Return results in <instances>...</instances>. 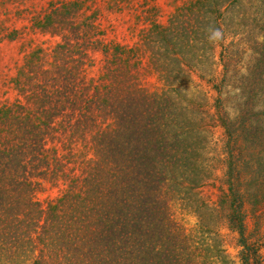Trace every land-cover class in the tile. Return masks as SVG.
Wrapping results in <instances>:
<instances>
[{
  "label": "trees",
  "instance_id": "16d2710c",
  "mask_svg": "<svg viewBox=\"0 0 264 264\" xmlns=\"http://www.w3.org/2000/svg\"><path fill=\"white\" fill-rule=\"evenodd\" d=\"M142 1L0 0V264H229L215 238L186 234L172 210L206 206L199 190L213 184L204 152L215 121L239 148L222 193L229 228L242 264H258L246 207L264 206V111L252 108L263 96L264 40L249 46V71L231 69L250 109L215 119L219 109L183 106L179 86L204 65L206 40L220 31L209 8L222 0L184 7L176 27L150 22L148 5L137 13ZM125 13L144 20L133 45L108 37ZM40 36L53 45L36 44ZM12 44L20 60L2 53ZM153 75L160 91L147 87Z\"/></svg>",
  "mask_w": 264,
  "mask_h": 264
},
{
  "label": "rangeland",
  "instance_id": "374dc122",
  "mask_svg": "<svg viewBox=\"0 0 264 264\" xmlns=\"http://www.w3.org/2000/svg\"><path fill=\"white\" fill-rule=\"evenodd\" d=\"M51 1L56 0H41L43 6ZM195 2L196 0H143L140 4L144 5L145 8H139L137 13H142L148 5L154 9L153 13L148 14L150 22L153 23L158 19L159 23L167 26L171 21L175 23L173 26L176 27L186 19L184 17L185 11L182 9L194 5ZM211 4L209 9L213 14L210 17L220 22V31L212 33L209 41L206 40L203 56L204 65L195 67L194 72L182 81L179 88L183 95V106L198 109L200 112L206 107L211 115L217 113L219 109V114L215 119H219L223 115L235 117L237 113L240 115L244 109L250 108L245 104V102L247 103L246 99L241 98L240 100L239 97H236L241 93L240 91L235 92L236 90L233 89L235 77L231 69L238 72L242 71L243 74L249 71L255 62V54L249 46L256 47L264 40L261 32L264 20V0H222L221 5H216L214 2ZM127 5L129 6V4ZM215 6L220 8H217L216 11ZM139 15L141 14H135V16L132 14L131 16L125 13L122 18H113L110 25H114L116 28L115 32L111 29L108 30L109 39L127 42L130 45L139 42L142 29L140 25L141 21H144L139 18ZM198 22L199 20L195 17L191 18L192 30L188 34L191 39L198 37ZM36 38V44L45 42L44 47L53 45V42L47 38L41 36ZM20 46V44L5 45L2 53L20 60L23 56ZM152 49L151 46L150 50ZM95 59L99 62V67L102 55L97 54ZM225 64L230 66V79L223 75ZM98 67L93 71L97 72ZM201 74L204 79L200 78ZM246 86L248 87L247 84ZM147 87L153 92L160 91L163 83L157 75H153L148 78ZM256 93L257 95L262 93L263 96L257 99L254 97L252 102L253 113L255 110L257 111L255 113L264 111V82L259 83ZM239 105H241L240 111ZM247 115H251V113L248 112ZM207 138L208 143L204 157L208 159L213 168V184L199 190L200 197L205 201L206 206L202 213H192L189 208H186V203H175L172 209L173 218L190 236L199 235L200 230L204 229L205 238L208 241L210 238L216 239V244L223 250V255L226 256L229 264H242L243 247L240 245L238 233L229 228L227 219L229 205L226 203V199L222 197V193L227 192L228 189V185L225 183L229 177L231 153L239 148L234 144H228L226 131L220 122L215 121V125L210 129ZM49 195L55 197L57 192H52L47 196ZM246 211L248 214V241L258 248V264H264V206L262 208H259V205L253 208L246 207Z\"/></svg>",
  "mask_w": 264,
  "mask_h": 264
}]
</instances>
